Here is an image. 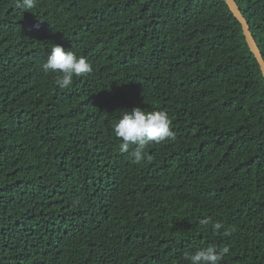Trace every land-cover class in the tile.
Returning a JSON list of instances; mask_svg holds the SVG:
<instances>
[{"label":"trees","instance_id":"obj_1","mask_svg":"<svg viewBox=\"0 0 264 264\" xmlns=\"http://www.w3.org/2000/svg\"><path fill=\"white\" fill-rule=\"evenodd\" d=\"M234 1L264 60V0ZM53 44L92 73L59 89ZM133 107L175 136L140 162L113 132ZM213 245L264 264V78L228 6L0 0V264H189Z\"/></svg>","mask_w":264,"mask_h":264},{"label":"clouds","instance_id":"obj_2","mask_svg":"<svg viewBox=\"0 0 264 264\" xmlns=\"http://www.w3.org/2000/svg\"><path fill=\"white\" fill-rule=\"evenodd\" d=\"M16 7L30 11L37 7V0H16ZM44 73L57 74L54 83L59 89H67L71 86L74 77H81L92 73V65L82 56H78L71 50H65L60 45H52L50 53L42 63ZM172 121L169 115L163 111L146 112L140 107L123 109L120 118L113 127L114 136L120 141L119 150L128 152L134 147L132 153L134 160L140 162L151 159L145 153L146 147L153 144H161L175 138L171 129ZM211 218L200 219L201 225L207 226ZM213 227L216 230L222 228V224L216 222ZM224 235H230L224 232ZM229 252L228 247L217 250L213 246L200 248L191 253H185L184 259L189 264H221L224 255Z\"/></svg>","mask_w":264,"mask_h":264},{"label":"water","instance_id":"obj_3","mask_svg":"<svg viewBox=\"0 0 264 264\" xmlns=\"http://www.w3.org/2000/svg\"><path fill=\"white\" fill-rule=\"evenodd\" d=\"M229 8L230 12L233 14V16L236 18V20L240 23L241 25V29H242V33L245 39V42L249 48V50L251 51V53L254 55V58L256 59L261 74L264 78V60L261 56V53L250 33V29L249 26L245 20V18L242 16L237 4L235 3L234 0H222Z\"/></svg>","mask_w":264,"mask_h":264}]
</instances>
